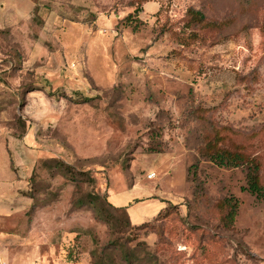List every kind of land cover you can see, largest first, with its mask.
I'll return each instance as SVG.
<instances>
[{
	"label": "rangeland",
	"instance_id": "1",
	"mask_svg": "<svg viewBox=\"0 0 264 264\" xmlns=\"http://www.w3.org/2000/svg\"><path fill=\"white\" fill-rule=\"evenodd\" d=\"M217 130L264 184V0H0V264H264V200L203 154Z\"/></svg>",
	"mask_w": 264,
	"mask_h": 264
},
{
	"label": "trees",
	"instance_id": "2",
	"mask_svg": "<svg viewBox=\"0 0 264 264\" xmlns=\"http://www.w3.org/2000/svg\"><path fill=\"white\" fill-rule=\"evenodd\" d=\"M189 15L191 20L199 23V24H208L206 21V16L203 12L199 10L190 9ZM129 17H134V14L129 15ZM137 18V17H135ZM134 30H138L139 24L138 23H131ZM218 26L219 24H215ZM84 102V101H81ZM224 142V137L218 133V130L215 132V135L208 140L206 143L203 154L207 156L211 161L216 163L219 166L225 167H238L246 165L248 169V176H247V184L244 187V190L248 191L249 193L255 195L257 198L264 200V184L262 182L260 176V169L261 164L257 158L251 157L246 152L243 151L242 147H225L222 145ZM56 165L58 164V169L61 171L62 175L75 182H80L84 180H88L91 183L95 182V179L89 176V173L83 170H79L69 164H66L64 161L57 160L55 161ZM194 179L197 178V170L195 169ZM88 177H84V176ZM88 203L93 207V211L97 219L106 221V223L110 226L114 225L115 222H120L121 224H127L131 228L137 229H146L150 226V221H145L141 224H132L129 213H128V206H115L111 202L106 199L105 195H100L97 193L89 194L88 195ZM79 204H83L84 201H77ZM220 205L224 210H226L225 214L221 217V221L225 226L230 227L235 224L238 210L240 207V200L235 196H230L224 198ZM170 206H166L161 210L157 216L164 214L165 217L169 216L171 213ZM36 208V205L33 204L32 210ZM122 213L125 216L124 220H120L115 213ZM92 257L96 258V252L92 251ZM126 263L133 264L130 258H124ZM66 261L68 262H75L77 263V257L73 256V253L69 251L66 257ZM96 264H104L103 262H97Z\"/></svg>",
	"mask_w": 264,
	"mask_h": 264
},
{
	"label": "crops",
	"instance_id": "3",
	"mask_svg": "<svg viewBox=\"0 0 264 264\" xmlns=\"http://www.w3.org/2000/svg\"><path fill=\"white\" fill-rule=\"evenodd\" d=\"M157 198H158V197H157ZM155 199H156V197H151V198H149V201H152V203H154ZM128 207H129V212H128V213H129V216H130V217L135 216V215L138 216V214H136V213H132V210H131L132 203L129 204ZM160 207H161V205H157V210H158ZM160 211H161V210H160ZM160 211H159V212H160ZM159 212H158V213H159Z\"/></svg>",
	"mask_w": 264,
	"mask_h": 264
},
{
	"label": "built area",
	"instance_id": "4",
	"mask_svg": "<svg viewBox=\"0 0 264 264\" xmlns=\"http://www.w3.org/2000/svg\"><path fill=\"white\" fill-rule=\"evenodd\" d=\"M154 176H155V173L152 172V173L149 174L148 177H149V178H152V177H154ZM1 264H6V263L3 261ZM36 264H44V263L39 262V263H36Z\"/></svg>",
	"mask_w": 264,
	"mask_h": 264
}]
</instances>
